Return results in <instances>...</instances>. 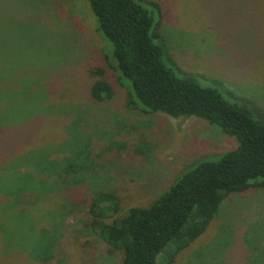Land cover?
<instances>
[{
  "label": "rangeland",
  "instance_id": "1",
  "mask_svg": "<svg viewBox=\"0 0 264 264\" xmlns=\"http://www.w3.org/2000/svg\"><path fill=\"white\" fill-rule=\"evenodd\" d=\"M154 1L170 55L188 72L180 75L202 86H212L207 76L224 80L264 108V0ZM109 46L85 0H0V155L7 157L0 177L20 175L26 190L21 208L0 212V264H120L99 226H85L93 199L109 224L148 206L199 159L216 161L236 147L201 118L130 103ZM95 68L103 73L90 74ZM96 78L111 85L109 100L91 99ZM65 159H90L100 172L77 191L39 186L37 172L28 180L41 161ZM47 243L51 255L41 263L34 249L44 252ZM173 249L166 245L158 264H264V187L229 194L201 235Z\"/></svg>",
  "mask_w": 264,
  "mask_h": 264
},
{
  "label": "trees",
  "instance_id": "2",
  "mask_svg": "<svg viewBox=\"0 0 264 264\" xmlns=\"http://www.w3.org/2000/svg\"><path fill=\"white\" fill-rule=\"evenodd\" d=\"M85 1L94 16L97 32L110 45L120 77L128 83L130 103L140 104L146 112L201 118L237 142L235 148L216 161L199 159L148 206L130 207L109 224L102 221L101 208L95 211L94 204L98 202L93 199L85 226L92 229L99 226L107 250L121 252L120 264H158L157 257L166 245L173 243V252L177 253L201 235L229 194L252 185L264 187V108L244 95H236L224 80L207 76L212 86H202L193 77L180 75L188 72L180 69L170 55L161 32L163 13L158 2ZM102 73L101 68L90 71L92 75ZM112 94L111 85L101 78L90 85L89 95L96 102L109 100ZM5 158L0 155V164ZM41 162L26 175L28 180L34 181L37 172L41 174L39 186L50 183V187L53 185L60 192L77 191L88 182L87 175L100 172L90 159L88 164L73 163L70 159L64 163ZM18 178L20 175L0 177V187H5L0 199H6L0 201V212L7 205L21 208L26 190ZM17 217L14 214L13 218ZM4 239L0 232L2 248ZM47 245L44 252L39 245L34 249L35 260L46 263L50 253ZM5 255L4 250L0 260Z\"/></svg>",
  "mask_w": 264,
  "mask_h": 264
}]
</instances>
